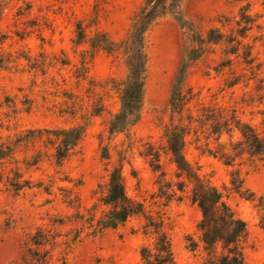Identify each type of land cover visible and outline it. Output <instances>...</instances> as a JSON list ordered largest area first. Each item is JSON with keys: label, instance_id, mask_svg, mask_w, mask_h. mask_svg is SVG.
Listing matches in <instances>:
<instances>
[{"label": "rangeland", "instance_id": "1", "mask_svg": "<svg viewBox=\"0 0 264 264\" xmlns=\"http://www.w3.org/2000/svg\"><path fill=\"white\" fill-rule=\"evenodd\" d=\"M144 2L0 0V264H142L141 248L155 241L143 216L100 226L114 169L127 197L161 224L174 264H203L201 212L189 187L177 190L166 153L176 126L185 160L246 224L243 264H264V155L236 128L264 142V0H182L178 17L157 20L144 37L139 121L110 134ZM196 48L174 112L177 72ZM73 129L82 137L57 163L58 133Z\"/></svg>", "mask_w": 264, "mask_h": 264}, {"label": "trees", "instance_id": "2", "mask_svg": "<svg viewBox=\"0 0 264 264\" xmlns=\"http://www.w3.org/2000/svg\"><path fill=\"white\" fill-rule=\"evenodd\" d=\"M181 3L182 0H145L137 14L124 47L127 56V76L120 90V110L110 123V134L124 133L139 121L144 102L145 34L157 20L168 15L178 17ZM218 38L220 40L222 37ZM206 42H212L210 34ZM199 57V49H191L181 61L170 99L174 112L177 111V103H179L177 99L180 98L179 93L182 91L186 70L189 64ZM236 128L249 150L264 155V142L250 128L240 127L238 123ZM185 135V129L182 127L168 129L165 132L166 153L176 169L175 176L179 180L176 185L177 190L183 193L189 187V200L201 212L202 218L197 228L205 254L203 264H243L242 244L247 237L246 224L234 215L223 201L222 194L202 180L185 160L183 154ZM58 136L60 142L55 152V159L57 163H62L68 152L80 141L82 131L78 129L61 131ZM144 157L149 159V162L157 163L153 165L154 170H160V157L157 153L150 151ZM101 203L108 208L100 222L102 229H115L131 217H144L145 234L155 236V241L152 250L148 247L141 248L142 264H174L168 236L161 224L145 213L142 205L127 197L119 169H114L110 173L106 195L101 199ZM187 241L191 243L192 251L198 247L190 238Z\"/></svg>", "mask_w": 264, "mask_h": 264}]
</instances>
